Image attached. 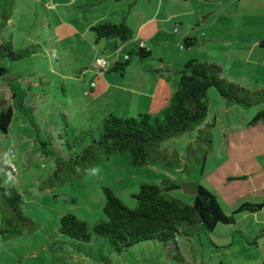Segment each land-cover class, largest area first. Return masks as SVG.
I'll return each instance as SVG.
<instances>
[{
    "label": "rangeland",
    "instance_id": "1",
    "mask_svg": "<svg viewBox=\"0 0 264 264\" xmlns=\"http://www.w3.org/2000/svg\"><path fill=\"white\" fill-rule=\"evenodd\" d=\"M83 3L0 0V40H10L17 52H28L15 62L0 61L7 71L5 78L0 79L3 105L12 102V85L33 117L31 122L29 114L14 109L7 134L0 136V186L18 191L22 213L37 225L32 234L0 239V264H260L264 239L256 237L264 233V228L257 220H264V213L258 218L236 215V226L219 224L212 232L180 235L168 244L141 242L120 254L104 250L105 260L99 259L98 250L93 258L85 257L67 245V237L58 234L59 218L64 213H73L89 226L104 220L103 189H109L124 205L133 208L139 184H160L164 179L201 185L216 197L221 211L229 216L241 203L240 198H247L241 196L246 190L241 188L245 184L241 178L243 166L256 162L264 168V149L259 153V147L254 148L249 139L250 126L260 128L261 123L264 128V120L252 121L257 112L264 110V102L249 108L228 105L210 88L208 116L199 126L211 133L212 146L205 161L200 149L203 144L193 143L191 132H186L160 143L171 166L157 161L152 166L133 167L125 158L114 156L97 166L100 171L96 176L87 173L60 187L44 188L54 163L43 154L39 141L48 142V150H62L60 136L72 141L84 130L83 125L92 113L102 107L101 101L83 95L84 86L95 76L94 61L102 57L89 35L82 36V24L87 17ZM2 15L8 20L4 22ZM259 87L249 91L262 90L264 84ZM9 162L16 167L13 172L7 167ZM227 186L237 199L234 205L226 200ZM170 195L185 204L193 203V196L182 189L173 190ZM251 197L255 204L263 203L261 198ZM94 240L96 248L103 243L102 238Z\"/></svg>",
    "mask_w": 264,
    "mask_h": 264
},
{
    "label": "trees",
    "instance_id": "2",
    "mask_svg": "<svg viewBox=\"0 0 264 264\" xmlns=\"http://www.w3.org/2000/svg\"><path fill=\"white\" fill-rule=\"evenodd\" d=\"M5 21L6 15L1 16ZM95 43L106 40L129 41L132 31L123 20L120 23L100 22L90 27ZM194 39H185L184 47H191ZM264 49V39L259 42ZM28 52L14 50L10 40H0V61L15 62L25 57ZM123 64H114L109 70L123 72L129 65V58ZM143 59L148 52L140 48L135 54ZM6 69L0 64V79L6 76ZM11 86L12 102L1 105L0 94V136L8 132L12 122L13 110H26L20 92ZM215 89L217 95L228 105L249 108L264 102V89L250 92L244 87L226 81L221 68L216 64L192 60L179 71L176 91L168 105L157 115L140 114L137 118H122L109 114L96 127L80 131L72 141L62 138L61 148L46 149L50 144L40 142L42 152L50 156L54 167L50 177L44 182V188L60 187L68 182L82 179L93 167L109 161L114 156L123 157L133 167L150 166L161 161L171 166L167 152L160 148V143L186 132L197 130L195 144L202 143V160H206L211 149V133L198 129L208 116L207 92ZM14 101V102H13ZM33 117L30 115L32 122ZM64 121H67L64 118ZM264 119V114L253 118V122ZM67 125V122H65ZM211 127V125H208ZM200 135H203L202 139ZM190 144L188 148L190 149ZM174 155L177 154L174 152ZM178 157V156H177ZM79 168V172L76 169ZM182 189L194 197L191 205L185 204L170 195L173 190ZM9 195H5V194ZM104 220L89 226L73 213H64L59 218L58 234L69 239L73 249L85 257L93 258L98 250L99 259L105 260L104 250L120 254L132 246L146 241L168 244L176 241L177 236L191 237L194 234L212 232L217 225H235V216L254 214L264 208V203L242 202L231 215H225L216 197L201 185L186 184L176 180L164 179L160 184L142 183L133 198L136 205L129 208L113 193L103 189ZM1 214L0 239L3 241L19 237L24 233L36 232L37 225L22 213L21 196L13 187L0 186ZM95 237L103 243L95 246Z\"/></svg>",
    "mask_w": 264,
    "mask_h": 264
},
{
    "label": "crops",
    "instance_id": "3",
    "mask_svg": "<svg viewBox=\"0 0 264 264\" xmlns=\"http://www.w3.org/2000/svg\"><path fill=\"white\" fill-rule=\"evenodd\" d=\"M83 1L87 17L82 24V36L89 35L87 37L99 47L96 52H101V58L110 62V68L117 63L123 64L125 56L132 54L123 72L96 69L93 79L84 86L83 95L90 96L92 101H101L102 106L87 119L84 130L98 126L109 114L122 118L159 114L178 87L180 69L192 60L216 64L226 81L248 90L264 84V78L259 77L264 76V49L259 47L264 39V0ZM123 20L132 31L129 41L103 39L95 43L91 26ZM187 38L195 40L188 48L184 47ZM140 43L149 53L143 59L135 55ZM91 83L95 84L92 88ZM259 114H264V110L255 116ZM258 124L260 128L250 126L249 139L254 148L259 147L260 153L264 149V128ZM196 133L197 130L192 131L190 138L195 139ZM242 170L245 184H241V188L247 191L241 196L247 198H240L241 203L247 199L255 203L251 195L264 203V168L249 162ZM227 189L229 186L224 188L226 200L234 205L237 199ZM263 213L239 215L243 219L249 215L258 218ZM257 224L264 228V220H257ZM257 239L262 241L264 233L257 235ZM260 260V264H264V255Z\"/></svg>",
    "mask_w": 264,
    "mask_h": 264
},
{
    "label": "built area",
    "instance_id": "4",
    "mask_svg": "<svg viewBox=\"0 0 264 264\" xmlns=\"http://www.w3.org/2000/svg\"><path fill=\"white\" fill-rule=\"evenodd\" d=\"M143 46H144V44L140 43V48H143ZM127 58H128V56H125V59H127ZM94 67H96V69H99V70L108 69V68H110V62H108L104 58H97L94 61ZM94 85H95L94 83H91L90 84L91 88L94 87ZM10 157L13 158V153H10ZM7 167L12 172L16 169L15 165L12 162H9L7 164Z\"/></svg>",
    "mask_w": 264,
    "mask_h": 264
},
{
    "label": "clouds",
    "instance_id": "5",
    "mask_svg": "<svg viewBox=\"0 0 264 264\" xmlns=\"http://www.w3.org/2000/svg\"><path fill=\"white\" fill-rule=\"evenodd\" d=\"M77 172H79V168L76 169ZM99 168L98 167H93L88 170V175L90 176H96L99 173ZM6 196L9 194H5Z\"/></svg>",
    "mask_w": 264,
    "mask_h": 264
},
{
    "label": "water",
    "instance_id": "6",
    "mask_svg": "<svg viewBox=\"0 0 264 264\" xmlns=\"http://www.w3.org/2000/svg\"><path fill=\"white\" fill-rule=\"evenodd\" d=\"M4 103H5V102H4V101H2V102H1V105H3Z\"/></svg>",
    "mask_w": 264,
    "mask_h": 264
}]
</instances>
